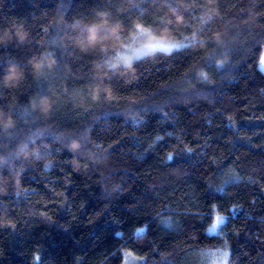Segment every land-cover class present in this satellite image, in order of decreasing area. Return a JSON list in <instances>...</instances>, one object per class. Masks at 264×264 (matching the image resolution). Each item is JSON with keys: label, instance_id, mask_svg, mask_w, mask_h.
<instances>
[{"label": "trees", "instance_id": "trees-1", "mask_svg": "<svg viewBox=\"0 0 264 264\" xmlns=\"http://www.w3.org/2000/svg\"><path fill=\"white\" fill-rule=\"evenodd\" d=\"M177 3L0 0V264H264V0Z\"/></svg>", "mask_w": 264, "mask_h": 264}, {"label": "snow or ice", "instance_id": "snow-or-ice-1", "mask_svg": "<svg viewBox=\"0 0 264 264\" xmlns=\"http://www.w3.org/2000/svg\"><path fill=\"white\" fill-rule=\"evenodd\" d=\"M167 2L170 4V5H175L176 7V11L179 12L181 11V9L179 8V4L177 3V0H167ZM200 2H202V0H200ZM180 18V17H178ZM213 17L211 16H208V19L211 20ZM164 21L163 20H160L159 23H163ZM125 27H133L135 28L137 31H140V32H147V30L151 27V24H140V23H136V24H129V25H125ZM114 31L119 34V31L120 29H114ZM97 41V33H96V30L95 28L91 29L90 32H89V35L87 37V42L89 45H94ZM211 46V44L209 45ZM217 46L219 47H227L225 41L223 39H220L217 41ZM159 49H157L156 47H154L152 44H147L145 45L143 48H139V49H134V50H131L127 55H123L120 57V62L122 63H125V64H129L130 61L134 60V59H137V58H141V54L143 55H147L148 53L150 52H154V51H157ZM105 51H107V49H105ZM113 51H115L113 49ZM9 63H11V61H9ZM225 61H221V64L218 65V67H223ZM259 64L264 66V54H261L260 57H259ZM117 65L113 64L112 65V68H115ZM38 68H41L42 65L39 63L37 65ZM203 79L207 80L206 76L203 77ZM169 159H171V156L169 157ZM223 220V217H217V221H222ZM140 231H144L143 228L140 229ZM225 255H227V253H225Z\"/></svg>", "mask_w": 264, "mask_h": 264}, {"label": "rangeland", "instance_id": "rangeland-1", "mask_svg": "<svg viewBox=\"0 0 264 264\" xmlns=\"http://www.w3.org/2000/svg\"><path fill=\"white\" fill-rule=\"evenodd\" d=\"M147 44H152L154 47H156L159 50H173L178 48L179 46L183 45V41H167V40H160L155 39L153 36H149L147 32H140L135 39L130 41L129 44L126 45L125 50L121 53V56L127 55L131 50L143 48ZM264 54V50L262 52ZM142 56V54H141ZM261 68L264 70V66L260 65ZM211 233L217 232V227H210ZM125 264H133V261L131 260V257H128Z\"/></svg>", "mask_w": 264, "mask_h": 264}, {"label": "clouds", "instance_id": "clouds-1", "mask_svg": "<svg viewBox=\"0 0 264 264\" xmlns=\"http://www.w3.org/2000/svg\"><path fill=\"white\" fill-rule=\"evenodd\" d=\"M11 71L14 72L15 69H12ZM4 123H5V126H8L11 124V120L9 119V120L5 121Z\"/></svg>", "mask_w": 264, "mask_h": 264}]
</instances>
